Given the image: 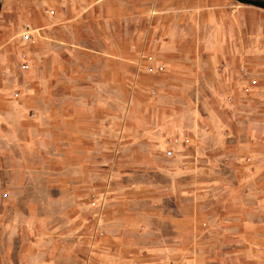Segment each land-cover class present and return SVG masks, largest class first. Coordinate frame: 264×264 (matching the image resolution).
I'll use <instances>...</instances> for the list:
<instances>
[{"label": "rangeland", "instance_id": "obj_1", "mask_svg": "<svg viewBox=\"0 0 264 264\" xmlns=\"http://www.w3.org/2000/svg\"><path fill=\"white\" fill-rule=\"evenodd\" d=\"M169 1L3 7L0 264L18 246L24 264L149 259L145 246L170 233L155 219L194 185L264 197V10L199 0L180 13Z\"/></svg>", "mask_w": 264, "mask_h": 264}, {"label": "crops", "instance_id": "obj_2", "mask_svg": "<svg viewBox=\"0 0 264 264\" xmlns=\"http://www.w3.org/2000/svg\"><path fill=\"white\" fill-rule=\"evenodd\" d=\"M7 2L8 0L2 2L0 17ZM198 2L199 0H178L177 2L170 0L169 3H172L170 10L180 13L196 11L199 6ZM8 5L9 3H7V7ZM2 25L0 19V28ZM205 26L211 27L212 25L206 24ZM151 182L153 181L148 183ZM151 184L155 186L154 183ZM133 185L140 186L141 184L140 181L135 180ZM241 185L236 181L230 188H239ZM188 186L190 185H185L186 188H189ZM242 187V189H245L246 186ZM212 188H214L213 185ZM257 188L261 192L264 189V183H260ZM193 189H195L194 192L188 190V192L184 191L183 195L178 198H170L169 203L166 202L168 206L163 208L161 219H155L156 222L162 220L170 229V233L160 243L162 246H153V244H156L154 242L152 245L145 246L146 248L142 247L151 253L149 259H140L138 255L135 257L136 259H131L129 262H124V264H264V197H251L245 194L246 191H243L241 196L236 193L233 195L234 190H231L232 192L228 191L229 193L226 196L220 198L218 196L206 198L204 194L205 186L196 184ZM222 200L225 204L220 205ZM218 216L222 218L221 221H226V225L223 226L226 231L220 239L217 238L218 234L212 227L215 226L214 222ZM208 220H210L209 224L207 223ZM204 222L211 229V232H208L205 238L202 232L206 229V223ZM121 226L122 231L126 230L124 222ZM104 228H102V231L105 234L107 231ZM148 234L156 239L157 234L155 231L150 230ZM192 238L193 242L191 241ZM99 245L105 255L107 249L111 250L106 244ZM142 248L136 247L135 251L139 252V249L142 250ZM14 252L17 254L14 256L13 261L7 260L6 264H24L27 262L20 256L21 248L19 246L17 249L15 247ZM160 252L162 253L160 255L162 259L157 254ZM106 259L100 260V264H107L106 261L110 263L107 255ZM33 264L56 263L42 260ZM85 264H91V259L87 260Z\"/></svg>", "mask_w": 264, "mask_h": 264}, {"label": "built area", "instance_id": "obj_3", "mask_svg": "<svg viewBox=\"0 0 264 264\" xmlns=\"http://www.w3.org/2000/svg\"><path fill=\"white\" fill-rule=\"evenodd\" d=\"M30 41H31V35H30L29 31L26 29V30L24 31V33H22V34L20 35V42H21L22 44H26V43H28V42H30ZM22 58H23V59L26 58L25 54H22ZM182 137H183V136H181V135H180V136H174V138H172V139H170V140H168V141L166 142V146H167V148H166L165 154H166L167 156H172L173 153H174V149H175V147L178 146V145H181V144L183 143V142L181 141ZM204 227H205V225H204Z\"/></svg>", "mask_w": 264, "mask_h": 264}, {"label": "water", "instance_id": "obj_4", "mask_svg": "<svg viewBox=\"0 0 264 264\" xmlns=\"http://www.w3.org/2000/svg\"><path fill=\"white\" fill-rule=\"evenodd\" d=\"M235 2L264 10V0H234ZM3 0H0V12Z\"/></svg>", "mask_w": 264, "mask_h": 264}]
</instances>
